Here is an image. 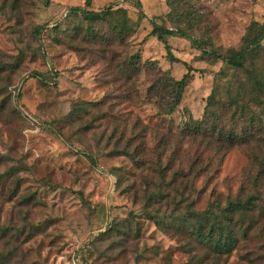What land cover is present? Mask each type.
Here are the masks:
<instances>
[{
  "label": "rangeland",
  "instance_id": "obj_1",
  "mask_svg": "<svg viewBox=\"0 0 264 264\" xmlns=\"http://www.w3.org/2000/svg\"><path fill=\"white\" fill-rule=\"evenodd\" d=\"M134 1L141 3V10L130 0L92 2L94 10L112 6V17L126 19L132 34L107 56H119L117 68L120 61L140 53L141 65L154 61L176 80L187 73L183 62L190 65L193 81L172 115H161L156 99L149 102L145 67L134 88L135 100L130 101V89L114 84L99 47L76 38V29L86 34L88 25L80 14H68L83 8L85 0H0V175L25 166L16 197L11 198L14 178L5 175L0 180V226L6 230V236L0 232V255L6 257L5 264H197L204 257L205 264H264L263 217L256 216V230L233 253L207 257L188 235L174 228L161 230L143 216L150 198L147 191L161 186L158 153L166 142L162 160L169 167L167 179L181 185L179 193L172 191L176 199L170 211L179 201H186L184 212L191 203L204 211L216 198L233 200L243 185L249 195L251 167L248 149L235 147L223 156L179 135L190 116L203 118L215 83L212 73L223 64L199 61V52L180 37L168 41L182 62H169L164 45L148 37L153 22L172 26L166 17L169 0ZM183 2L203 17L204 28L225 49L238 48L252 22L264 23V0ZM40 27L44 29L37 33ZM94 31L110 34L111 28L97 25ZM106 95L124 117L100 116L97 122L85 117L79 122L72 114L76 103L100 101ZM117 121L129 137L131 129L133 135H141L133 144L135 159L115 154V142L108 141ZM86 125L94 129L86 131ZM122 145L118 150L125 149ZM200 166L196 179L195 174H181ZM30 194L33 205L22 206V196ZM131 213L138 217V238L113 251L97 242L113 221ZM167 213L165 208L159 215Z\"/></svg>",
  "mask_w": 264,
  "mask_h": 264
},
{
  "label": "trees",
  "instance_id": "obj_2",
  "mask_svg": "<svg viewBox=\"0 0 264 264\" xmlns=\"http://www.w3.org/2000/svg\"><path fill=\"white\" fill-rule=\"evenodd\" d=\"M130 1L139 10L142 9L140 2ZM92 2L93 0H85L83 8L71 9L68 14L69 16L80 14L83 22L88 25L86 34L83 29H76L74 32L76 38H82L89 46L99 47L114 84L121 83L130 89L132 95L127 97L130 101L135 100L136 90L134 88L139 81L141 67L143 69L145 67L150 79L149 102L156 99L154 103L161 110V115L174 114L182 104L186 88L193 81L194 69L183 62L187 73L181 79L176 80L154 61H149L143 64L144 66L141 65L140 53L133 54L128 60L120 61L115 68L114 64L119 56L112 53L111 58L108 59L107 55L111 53L113 46H121L132 37L128 22L124 18H113L112 6L94 10ZM168 7L170 11L166 17L172 26L153 22L152 31L148 35L149 38H156L164 45L167 53L166 59L171 63L182 62L173 55L168 41L171 37H180L190 41L193 48L199 52L197 57L199 61L210 65L223 64L218 72L212 73L215 83L207 99L203 118L195 120L190 116L180 128L179 135L200 147L205 146V150H213L215 154L222 153L223 156L235 147L248 149L251 172L247 184L250 186L251 193L245 195L246 188L243 185L233 200L228 199L222 202L220 198H216L204 211L197 210L191 203L192 207L184 212L182 205L186 201H179L174 203L171 211H175L171 212L170 208L175 198L172 191L179 193V190L177 182L167 179L169 167L163 166L162 157L167 152L168 146L166 142L163 151L158 153L159 158L161 157L158 162L161 186L157 191H147L150 198L143 216L161 230L174 228L179 235H188L200 249L206 251L207 257L210 254L214 257L228 255L233 253L241 242L256 230L259 223L256 216L264 218V23L252 22L247 28L241 45L238 48L225 49L215 44L214 39L203 26L205 23L203 17L196 10L188 7L183 0H169ZM97 25L109 26L111 33L95 32ZM57 27L58 25H53L52 29H57ZM43 29L44 27H40L37 33ZM40 79L42 80L41 77ZM115 107L112 104L109 105V95H106L100 101L76 103L72 114L79 122H82L85 117H90L93 122H97L100 116H102L101 119L108 116L114 119L124 117L119 110L115 111ZM85 128L86 131L94 129L93 125H86ZM127 134L128 129L122 127V123L117 121L108 141L115 142V154L134 158L133 144L141 135H133V129H131V137ZM122 143H125V149L118 150V146H123ZM23 170H25L23 165L11 167L5 174L14 178L11 198L19 193L21 187L19 173ZM202 170L203 167L200 166L195 171L190 170L181 174H186L185 176L189 173L190 175L195 174L194 179H196ZM5 175H0V180ZM183 189L187 188L183 187ZM181 196L185 197V191ZM33 200V194H30L22 196L20 203L22 206H29L33 205ZM154 202H159L157 209L148 211ZM165 208L168 212L167 217L165 215L161 217L159 213ZM137 218L136 214L131 213L127 219L113 221L106 231L96 238L97 242L102 246L108 244V251L122 249L125 244L131 242L132 238L134 240L139 237ZM166 220L169 221V225H165ZM3 231L6 236V230L0 226V232ZM4 260L6 257L0 255L1 264H5ZM205 260L206 257L198 259L197 264H205ZM137 264L141 263L137 261Z\"/></svg>",
  "mask_w": 264,
  "mask_h": 264
}]
</instances>
